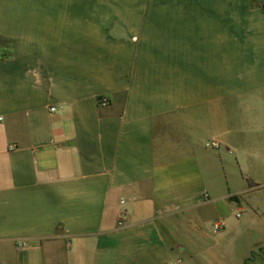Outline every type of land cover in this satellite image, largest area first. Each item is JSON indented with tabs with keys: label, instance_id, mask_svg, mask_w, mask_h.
<instances>
[{
	"label": "crops",
	"instance_id": "0c3cea01",
	"mask_svg": "<svg viewBox=\"0 0 264 264\" xmlns=\"http://www.w3.org/2000/svg\"><path fill=\"white\" fill-rule=\"evenodd\" d=\"M248 214L264 0H0V264H233Z\"/></svg>",
	"mask_w": 264,
	"mask_h": 264
},
{
	"label": "rangeland",
	"instance_id": "374dc122",
	"mask_svg": "<svg viewBox=\"0 0 264 264\" xmlns=\"http://www.w3.org/2000/svg\"><path fill=\"white\" fill-rule=\"evenodd\" d=\"M242 204L245 201L242 200ZM258 215L248 214L240 218L234 215L232 218L233 225L229 229V237L232 240V257L233 264H239L241 258L252 253H264V247L257 246L256 243L264 242V225ZM244 221L243 223H240ZM231 250V248H230ZM251 250H254L251 252Z\"/></svg>",
	"mask_w": 264,
	"mask_h": 264
},
{
	"label": "built area",
	"instance_id": "2783aa9c",
	"mask_svg": "<svg viewBox=\"0 0 264 264\" xmlns=\"http://www.w3.org/2000/svg\"><path fill=\"white\" fill-rule=\"evenodd\" d=\"M52 110H54V108H52ZM220 228V223H216L215 225H214V229L215 230H218Z\"/></svg>",
	"mask_w": 264,
	"mask_h": 264
}]
</instances>
